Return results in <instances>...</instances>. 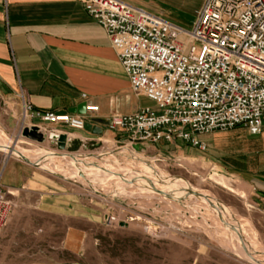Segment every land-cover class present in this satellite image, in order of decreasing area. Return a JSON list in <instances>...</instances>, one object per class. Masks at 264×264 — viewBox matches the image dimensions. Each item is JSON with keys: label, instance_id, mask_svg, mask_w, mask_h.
<instances>
[{"label": "rangeland", "instance_id": "1", "mask_svg": "<svg viewBox=\"0 0 264 264\" xmlns=\"http://www.w3.org/2000/svg\"><path fill=\"white\" fill-rule=\"evenodd\" d=\"M204 1L135 0V3L189 29ZM133 100L141 107L155 106L145 96ZM25 103L19 92L11 95L0 92V131L9 142L0 147V182L13 202L10 219L0 234L3 251L0 257H6L4 264H33L44 259L51 264H255L250 259L257 258L244 250L247 242L235 219L228 221L237 229L234 239L243 241L239 252L185 215L186 205L179 200L174 202L180 206L175 213L164 207V201L155 196L157 193L145 197L138 193L126 196L124 191L114 193L111 188L104 192L99 188L102 178L92 181L86 175L73 176L66 170L42 166L35 161L39 158L33 161L24 155L6 159L5 148L17 143L27 156L34 153L54 162L71 161L80 171L72 163L78 161L87 166L88 172L102 169L106 181L119 177L127 185L145 177L140 159L148 161L170 177L184 180L207 194L212 202L222 205L223 211L224 208L236 211L249 222L259 245L264 247V133L250 135L242 127L214 131L201 135L207 144L204 151L186 144L172 147L166 143L135 149L126 145L116 132H104L100 140L82 143L74 139L76 134L71 131L31 117ZM33 130L39 134L38 140L30 137ZM57 133L71 135L64 149L60 148L57 136H51ZM78 155L83 158L101 155L112 161L103 167L98 159L86 163ZM10 163L26 166L30 180L15 188L4 186L2 176ZM210 172L213 174L208 178ZM53 192L73 206L50 213L40 211L37 206L41 196ZM203 207L215 211L213 205ZM224 214L219 212L218 216L225 232ZM22 252H29L31 258L24 261ZM255 255H264V250Z\"/></svg>", "mask_w": 264, "mask_h": 264}, {"label": "built area", "instance_id": "2", "mask_svg": "<svg viewBox=\"0 0 264 264\" xmlns=\"http://www.w3.org/2000/svg\"><path fill=\"white\" fill-rule=\"evenodd\" d=\"M82 2L106 31L132 90L155 104L101 121L126 145L180 141L204 151L201 135L235 127L264 132V0H205L189 29L124 0ZM25 104L31 117L74 130H84L88 114L98 111L87 105L83 115L57 113ZM12 210L0 182V234Z\"/></svg>", "mask_w": 264, "mask_h": 264}, {"label": "crops", "instance_id": "3", "mask_svg": "<svg viewBox=\"0 0 264 264\" xmlns=\"http://www.w3.org/2000/svg\"><path fill=\"white\" fill-rule=\"evenodd\" d=\"M124 1L137 6L135 0ZM0 92H19L34 110L78 114L71 110L82 102L98 106L88 118L102 128L101 134L61 127L82 143L100 140L104 132L113 134L99 121L113 113H134L141 106L133 97L143 96L132 90L106 31L82 0H0ZM28 180V168L16 163L8 164L2 176L8 188ZM64 199L54 192L43 194L37 207L50 213L73 206ZM2 252L0 246V256ZM21 255L24 261L31 258L29 252ZM0 258L4 264L6 257ZM33 264L51 263L44 259Z\"/></svg>", "mask_w": 264, "mask_h": 264}, {"label": "bare ground", "instance_id": "4", "mask_svg": "<svg viewBox=\"0 0 264 264\" xmlns=\"http://www.w3.org/2000/svg\"><path fill=\"white\" fill-rule=\"evenodd\" d=\"M29 134H30V137H32L33 139L38 140L39 134H37L36 131H34V130L30 131ZM57 140L59 141L60 148L64 149L65 145L67 144V135L61 134V135L57 136ZM8 143L9 142L3 137V134L0 131V147L4 148V146L7 145ZM49 153L57 154L63 158H66V156H64L63 154H58V153L52 152V151H50ZM5 154H6V159H8V157L13 156V155H15V156L24 155L33 161H34V159L39 158L35 161L39 162L42 166H47V167L53 166L57 170H66L69 174H71L73 176L74 175H86L88 177V179L90 178L92 181L95 179H98V178H102L103 183H102V185L99 186V188L102 189L104 192H106L107 190H109L111 188L112 190L115 191L114 193H119L120 191H124V194L126 196L131 195L130 193H133V194L138 193V194L143 195L145 197H150L151 195H155V193H157L158 195H155V196H157L159 199H162L164 201V204H165L164 207L168 208V209L172 208L171 210L172 211L174 210L173 212H175V213L180 211L179 210L180 206L178 207L177 203H174L175 201L179 200L186 205V207L184 208L185 210H183V213H185V215H189L193 218V220L195 222H199V223L203 224L205 229L209 230L210 233L213 236H215V238L222 240L224 242V244L227 247H229L231 250H232V246L234 245L239 252V250L241 248H243V241H241L240 239H238V240L234 239L235 236H233V235H237V229L233 223H230L228 221L229 219H235L239 222V224L242 228V231H243L242 233H244V235H242V236H244V242H247V243H245V247H244L245 249L244 250H246L248 255L257 258V259L251 258L250 260L255 262V264H261V263L264 264V255H255V253L258 252V250L263 251L264 247L262 245H259V243L256 239V235H255V233H254V231H253V229H252V227L248 221L241 219V217H239L238 214L236 213V211H234V210L224 208V211H223L222 205L218 204L217 202H212L211 199L209 198V196H207V194H205L204 192H202L200 190H197L191 184H189L188 182H186L184 180H177V179L170 177L169 175L163 173L159 169H156L154 167V164H150L148 161L147 162L141 161V159H140L141 166L146 171L145 177L139 181H136V180L131 181L130 184L128 183V185H127V184L123 183V181L121 179H119V177H116L110 181H106L107 175L102 171V169H97V170L95 169L94 170L95 172H88L89 170L87 169V166L83 165L82 163H80L78 161L72 162V163L77 164L80 168V171L76 170L74 168L75 166L73 167L72 164H70L71 161L68 164L62 162V160L54 162L52 160L44 159L45 156H41L42 154H34V153H31V155L27 156V154L25 152H23L21 150V148L18 147L17 143L15 145L11 146L10 148H5ZM26 157L21 156V158H26ZM77 158L81 159L83 162L88 161L86 163H89V162L92 163V161L94 162V160L98 159L101 163H103V167H106L105 164L108 161L109 162L112 161L110 157L102 158L101 155H98L97 157L93 156V157H89V158H83L81 155H78ZM30 163H32V162H30ZM34 164H36V163H34ZM105 169H107V168H105ZM212 174H213V172L208 173V178H210ZM119 175H117V176H119ZM79 179H80V177H79ZM158 181H159V183H157ZM144 184H149V185H147L148 187H146V186H143ZM134 185H136L138 187L134 188L133 187ZM126 187L130 188V189H127ZM143 187L146 188V191H144V192H143ZM208 201H210V202H208ZM210 205H213V207H215V208H213L215 210L214 212H212V209L205 210L206 208L203 207V206H210ZM219 212L225 213L223 215V220H222V223L224 224L225 229H226L225 232L223 231V229L220 225L221 221H220L219 216H218ZM193 220H191V221H193ZM241 254H239V255H241ZM244 259L248 260L249 258L245 255Z\"/></svg>", "mask_w": 264, "mask_h": 264}, {"label": "water", "instance_id": "5", "mask_svg": "<svg viewBox=\"0 0 264 264\" xmlns=\"http://www.w3.org/2000/svg\"><path fill=\"white\" fill-rule=\"evenodd\" d=\"M71 112L78 113L80 115H83L86 113V103L82 102L79 104L76 108H73ZM101 122V121H99ZM85 130L89 132H93L95 134H101L103 132L102 128L98 126H94L91 122H86L85 124ZM135 149H139V145L134 146Z\"/></svg>", "mask_w": 264, "mask_h": 264}]
</instances>
